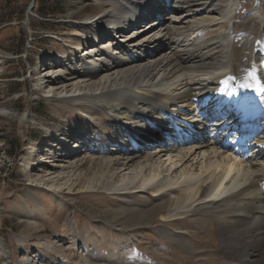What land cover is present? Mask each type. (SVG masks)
I'll list each match as a JSON object with an SVG mask.
<instances>
[{"label":"bare ground","instance_id":"obj_1","mask_svg":"<svg viewBox=\"0 0 264 264\" xmlns=\"http://www.w3.org/2000/svg\"><path fill=\"white\" fill-rule=\"evenodd\" d=\"M236 2L102 0L69 24L71 66L51 63L40 78L41 90L85 103L90 117L103 111L127 132L123 149L89 154L99 167L86 187L132 194L105 212L125 215L123 228L156 226L179 248L168 258L153 244L161 264H264V11L240 18ZM61 152L63 163L44 172L76 168L78 154ZM126 168L129 176L117 173Z\"/></svg>","mask_w":264,"mask_h":264},{"label":"rangeland","instance_id":"obj_2","mask_svg":"<svg viewBox=\"0 0 264 264\" xmlns=\"http://www.w3.org/2000/svg\"><path fill=\"white\" fill-rule=\"evenodd\" d=\"M101 1L0 0V247L7 252L0 260L5 255L9 264L26 258L35 264H161L153 244L168 247V258L179 249L152 224L123 228L125 215L108 216L106 209L124 205L121 198L132 194L86 187L99 167L97 155L89 154L104 145L124 148L128 134L121 124L103 111L90 117L85 103L41 90L51 63L71 66L64 63L72 60L77 31L69 24L98 12ZM235 7L242 8L241 18L255 7L264 11V0H237ZM252 14L260 20L259 12ZM76 61L73 69H83ZM61 150L78 154L76 168L60 176L44 172L63 163ZM117 173L129 176L132 170Z\"/></svg>","mask_w":264,"mask_h":264}]
</instances>
